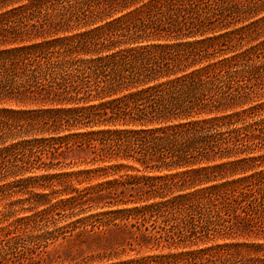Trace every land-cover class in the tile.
<instances>
[{
    "label": "trees",
    "instance_id": "1",
    "mask_svg": "<svg viewBox=\"0 0 264 264\" xmlns=\"http://www.w3.org/2000/svg\"><path fill=\"white\" fill-rule=\"evenodd\" d=\"M136 2L0 0V203L28 194L0 211V264L19 256L31 264L23 241L71 236L79 222L103 230L116 225L113 215L131 227L162 218L169 244L197 247L109 264H264V153L255 154L264 151V104L245 106L264 88V38L255 42L264 0H147L122 13ZM101 4L122 14L57 36L100 18L92 5ZM244 39L253 43L200 65ZM43 134L52 135L26 138ZM70 142L91 147L96 160L167 173L81 190L73 183L128 166L33 174L61 165ZM42 187L50 191L31 190ZM67 191L75 194L50 203ZM91 202L110 209L55 225L56 214ZM152 236L160 241L140 233L139 245Z\"/></svg>",
    "mask_w": 264,
    "mask_h": 264
},
{
    "label": "rangeland",
    "instance_id": "2",
    "mask_svg": "<svg viewBox=\"0 0 264 264\" xmlns=\"http://www.w3.org/2000/svg\"><path fill=\"white\" fill-rule=\"evenodd\" d=\"M147 0H138L134 5L128 6L122 13L135 9L142 3ZM93 4V3H91ZM93 9L95 7L96 10H103V5H92ZM119 10H108L107 7L100 13L101 17L96 18V20L86 23V24H79L76 28H72L68 31L59 32L57 36H65L70 35L72 33H78L80 31H85L87 29L93 28L97 25H101L104 22L122 14ZM264 14V11H263ZM241 23L236 22V26H239ZM263 37L258 38L255 42L263 39ZM183 40H190V39H172L169 41H183ZM163 40H160L162 42ZM246 39L243 40V43L238 47V50L231 52V49H226L225 51L218 52L216 54L210 55L204 63L200 65H204L207 63H211L217 61L223 57L231 56L232 54L245 49L248 45L252 44L253 42L246 43ZM154 42V41H149ZM137 44H129V45H120L115 46L114 50L135 46ZM81 57L89 58L90 55H81ZM260 86V88H256L259 94L257 96H253L252 100H249V104L247 105H254V104H264V88ZM107 99V98H106ZM97 102L92 101V103ZM91 103V102H90ZM6 106V105H5ZM11 108H16L17 105L11 104ZM264 114V113H263ZM120 127V126H119ZM91 128H85V130H90ZM95 129V127H94ZM76 130L71 131H62L59 134L64 135L70 132H74ZM52 134H43V135H30L26 138H33L34 136H49ZM10 142V141H9ZM62 152L58 155V159L62 161L61 165L52 166L50 168H41L34 170L33 174L38 175L42 173H52L58 171H76L79 169H94V168H101L107 167L114 163H124L128 167L119 169L114 174H108L107 176H99L96 178H92L91 180H82L80 183H73V189L81 190L83 188H87L89 186L95 185L101 181L113 178H121L124 179L128 176H140V175H148V174H165L167 173L166 170L162 169L159 171L152 170L149 168H145L144 166L137 164L131 160L125 159H112V160H96L94 153L92 152L91 147H87L85 145L78 146L77 144L69 143L68 147L60 148ZM264 151L255 152V154H261ZM42 159L46 161L49 160V157L42 154ZM108 172H111V169H108ZM43 188V187H42ZM32 188V192H49L50 190L47 188ZM75 194L72 192L70 194L69 191L63 192V194H54L52 196L50 203L59 200L60 198L67 197L69 195ZM28 196L27 193L23 192H16L9 196L8 198L4 199L0 203V211L3 210L9 202L13 200H17L20 198H24ZM171 195H169L170 197ZM155 200H150L156 201ZM49 203V204H50ZM90 204H81L77 205L74 209H68L65 211H61L60 214H56V226L65 225L69 222L75 221L79 218H82L90 213L99 212L109 210L110 207L107 203L99 202L95 203L92 206ZM48 205V204H47ZM45 206H40L37 209L45 208ZM98 205V206H95ZM131 206V205H130ZM27 207V206H25ZM113 208H115L113 206ZM30 214L31 212H17L16 216H20L23 214ZM16 216H13L8 219V221L4 222L5 225L8 222L13 221ZM112 216V215H111ZM117 217L116 225L110 224L108 227L102 229L94 228L91 231H86L90 229V226H84L80 222L76 224V228L73 230L71 236L67 235L66 237H60L53 242L46 243L41 239H28L23 241L21 247L24 248L25 254L27 257H31V264H109L114 262H119L123 260L147 257V256H155V255H162L167 253H175L183 250H190L195 249L196 245H185V246H174L167 242L166 237L164 236V230L168 226L165 221L160 219L150 220L146 222L144 225L141 226H130V223L134 220L129 218L126 219L127 224H124V219H120L121 215H113ZM112 216V217H113ZM140 233L145 234H156L157 236L160 234V241L157 243L152 236L151 239H143L142 245H139V238L138 235ZM221 241V240H218ZM261 241V240H257ZM209 243H213L210 241ZM102 254H104V258L101 259ZM16 264H27L26 260L24 261L22 257H18L15 260Z\"/></svg>",
    "mask_w": 264,
    "mask_h": 264
}]
</instances>
